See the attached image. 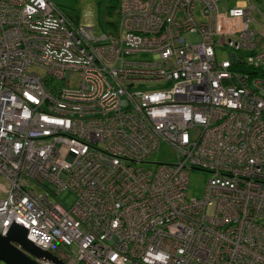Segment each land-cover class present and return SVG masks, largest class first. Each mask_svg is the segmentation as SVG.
<instances>
[{"label": "built area", "instance_id": "obj_1", "mask_svg": "<svg viewBox=\"0 0 264 264\" xmlns=\"http://www.w3.org/2000/svg\"><path fill=\"white\" fill-rule=\"evenodd\" d=\"M117 12L96 36L49 0H0V235L18 225L62 264H264L256 1ZM163 146L173 161L152 163Z\"/></svg>", "mask_w": 264, "mask_h": 264}, {"label": "rangeland", "instance_id": "obj_2", "mask_svg": "<svg viewBox=\"0 0 264 264\" xmlns=\"http://www.w3.org/2000/svg\"><path fill=\"white\" fill-rule=\"evenodd\" d=\"M54 5L61 7L66 14L69 16L78 19L79 24L81 25H89L94 28L96 36L102 34V31L107 29L106 23H117L118 21V5L119 0H49ZM256 1V7L259 11L262 12L264 16V1L261 2ZM109 7L114 8L111 15L107 13ZM116 7V10H115ZM255 19L257 22L264 23V19L261 15L256 13ZM264 32V31H263ZM218 58L224 59L226 55L224 52H218ZM151 87V86H150ZM174 159L173 152L163 146L161 150L156 153L151 161L154 164H162V163H170ZM149 168L153 166H148ZM209 180V175L202 171H191L189 174L188 180V189L187 196L191 199H201L206 190V186ZM0 182H3L0 179ZM59 201L66 208H70L74 202L75 197L70 192H63L58 197ZM214 207L208 208V213L212 214ZM54 254H61L60 248H56L53 251ZM3 264V263H0Z\"/></svg>", "mask_w": 264, "mask_h": 264}, {"label": "water", "instance_id": "obj_3", "mask_svg": "<svg viewBox=\"0 0 264 264\" xmlns=\"http://www.w3.org/2000/svg\"><path fill=\"white\" fill-rule=\"evenodd\" d=\"M36 260L62 264L61 260L49 252H44L27 239V231L14 225L6 236L0 235V263L41 264Z\"/></svg>", "mask_w": 264, "mask_h": 264}, {"label": "trees", "instance_id": "obj_4", "mask_svg": "<svg viewBox=\"0 0 264 264\" xmlns=\"http://www.w3.org/2000/svg\"><path fill=\"white\" fill-rule=\"evenodd\" d=\"M113 9L114 8H112L111 9V7H109V9L107 10V13L109 14V15H111V13L113 12ZM115 10H116V7H115ZM71 17V16H70ZM74 21H76V22H78V19H76V18H73V17H71ZM107 24V30H112V29H114L115 28V26H116V23H106Z\"/></svg>", "mask_w": 264, "mask_h": 264}, {"label": "bare ground", "instance_id": "obj_5", "mask_svg": "<svg viewBox=\"0 0 264 264\" xmlns=\"http://www.w3.org/2000/svg\"><path fill=\"white\" fill-rule=\"evenodd\" d=\"M158 164V163H157Z\"/></svg>", "mask_w": 264, "mask_h": 264}]
</instances>
